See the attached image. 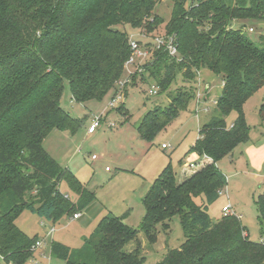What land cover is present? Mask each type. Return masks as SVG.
Returning a JSON list of instances; mask_svg holds the SVG:
<instances>
[{
	"label": "trees",
	"instance_id": "16d2710c",
	"mask_svg": "<svg viewBox=\"0 0 264 264\" xmlns=\"http://www.w3.org/2000/svg\"><path fill=\"white\" fill-rule=\"evenodd\" d=\"M158 1L0 0V256L5 261L23 264L38 239L15 224L22 210L56 220L95 199L86 183L44 150L42 141L53 129L75 132L83 125L82 118L60 105L64 80L78 103L101 100L115 88L131 53L125 27L155 34L153 29L163 21L154 13ZM168 1L171 12L164 33L174 37L178 55L156 50L141 78L148 73L161 93L178 72L192 79L206 68L221 77L212 116L188 149L206 161L183 166L178 181L170 165L165 166L142 200L144 216L137 229L124 223L127 210L103 216L76 252L52 242L51 252L64 264H144L138 233L153 241L156 224L168 229L175 215L185 239L156 264H264V190L254 197L260 241L249 239L236 215L212 220L206 207L226 182L217 162L249 139L244 104L264 87V35L254 41L243 23L264 21V0ZM234 22L241 25L232 28ZM167 96L168 104L148 110L136 127L142 140L153 141L194 92L178 89ZM258 110L264 119V96ZM231 112L235 119L228 124L225 118ZM61 180L74 198L62 194ZM202 196L203 205L197 204ZM129 242L136 243L132 251L123 249Z\"/></svg>",
	"mask_w": 264,
	"mask_h": 264
},
{
	"label": "rangeland",
	"instance_id": "374dc122",
	"mask_svg": "<svg viewBox=\"0 0 264 264\" xmlns=\"http://www.w3.org/2000/svg\"><path fill=\"white\" fill-rule=\"evenodd\" d=\"M170 12V1L157 2L154 13L160 15L163 21L153 29V33L165 34V23ZM241 22H234L232 28L240 26ZM243 23H246L244 31L254 41L257 42L260 35H264V21L245 20ZM125 29L129 38H138L143 34L142 29ZM147 74L145 80L141 78L142 75L135 76L134 84L126 87L124 101L112 108L108 107V103L115 92L114 88L101 100L78 103L72 99L68 82L64 80L60 105L71 116L82 118L83 125L75 132L53 129L43 139L42 146L61 167L69 169L82 183H86L96 199L81 210L83 216L78 220H72L66 214L56 220L46 219L26 209L22 210L15 224L28 236H36L42 242L23 264H64L63 260L51 252V243L60 242L76 252L93 232L99 218L107 212L120 216L129 209L123 221L137 229L144 216L142 200L153 179L165 166L170 165L178 181L182 177L184 162L188 164L185 166L191 167L195 152H188V149L198 137V128L212 116L214 103L221 93V77L206 68L196 72L192 79H183L182 72H178L165 91L149 96L147 91L156 82L152 83V78ZM125 76L126 71L122 78ZM190 88L194 97L181 108L176 107L179 115L175 120L161 130L153 141L138 138L136 127L148 110L156 105L166 106L169 102L168 93ZM263 96L264 87L245 102V119L250 127L249 139L239 143L230 154L217 162L226 182L218 198L206 206L212 220L223 215V206H229L231 213L236 212L247 227L248 237L252 241L262 239L254 197L264 190V119H261L258 110ZM99 115H102L100 126L95 133L87 134L88 125L94 116ZM225 119L231 124L235 113L231 112ZM111 122L114 126H110ZM163 143L165 148L162 147ZM93 154L97 156L95 159L91 158ZM195 157L196 161H202L205 156L195 153ZM106 166L110 168L109 172L105 171ZM59 189L62 194L74 198L65 180H61ZM196 203L203 205V196L197 198ZM168 224V229L161 223L156 224L155 231H151L152 236H155L153 241L141 231L138 233L141 255L145 257L144 264H156L169 249L178 248L184 241L180 216H173ZM135 245V242H129L123 249L132 251ZM0 264L12 263L0 256Z\"/></svg>",
	"mask_w": 264,
	"mask_h": 264
},
{
	"label": "built area",
	"instance_id": "2783aa9c",
	"mask_svg": "<svg viewBox=\"0 0 264 264\" xmlns=\"http://www.w3.org/2000/svg\"><path fill=\"white\" fill-rule=\"evenodd\" d=\"M251 30V29H250ZM140 37V36H139ZM141 40V41H140ZM130 45V55L124 63V70L126 71L125 78H121L116 82L115 92L112 95L108 107L112 108L115 105L122 103L124 100V89L133 82L134 76H140L143 72L146 71L147 65H150L156 59L155 51L162 49L169 53L171 57H176L178 54L177 46L174 40V37L167 36L165 34H151L145 35L144 33L138 38H129ZM159 91V86L156 84L150 85L147 93L149 96L157 95ZM198 97V96H197ZM102 120V115L94 116L92 122L87 127V133L92 134L100 126ZM110 126H114L113 123H109ZM162 147H166L165 144H162ZM97 156L93 154L92 159H95ZM197 165L191 164V167H196ZM109 170L108 167L105 168ZM222 214L224 216L231 215L229 206L222 207ZM79 213H74L72 218H78ZM52 231V229H51ZM42 242L37 239L32 245V249L37 246H40Z\"/></svg>",
	"mask_w": 264,
	"mask_h": 264
},
{
	"label": "crops",
	"instance_id": "0c3cea01",
	"mask_svg": "<svg viewBox=\"0 0 264 264\" xmlns=\"http://www.w3.org/2000/svg\"><path fill=\"white\" fill-rule=\"evenodd\" d=\"M221 88H222V87H221ZM216 99H217V98H216ZM232 122H233V121H232ZM232 122H231V123H232ZM111 123H112V122H111ZM198 129H199V128H198ZM136 132H137V130H136ZM86 133H87V131H86ZM94 133H95V132H94ZM87 134H88V133H87ZM92 134H93V133H92ZM137 135H138V133H137ZM138 138H140V137L138 136ZM197 138H198V137H197ZM197 138H196V139H197ZM163 144H164V143H163ZM191 145H192V144H191ZM189 147H190V146H189ZM163 148H165V147H163ZM193 158H194V160H193V162H191V163L194 164V165H198V164H200V162H205V161H206V157H204L202 161H196L197 157H195V153H194V155H193ZM190 161H191V160H190ZM184 163H185L184 166H185V165H188V164H186L187 162H184ZM106 167H108V166H106ZM106 167H105V168H106ZM186 167H187V166H186ZM196 167H197V166H196ZM182 168H183V166H182ZM188 168H189V167H188ZM105 171L109 172V171H110V168H109V170H106V169H105ZM181 175H183V173H182ZM156 177H157V176H156ZM156 177H155V178H156ZM77 178H78V177H77ZM155 178H154V179H155ZM154 179H153V180H154ZM95 197H96V195H95ZM95 199H96V198H95ZM86 207H87V206H86ZM86 207H85V208H86ZM85 208H83V209H85ZM128 210H129V209H128ZM126 211H127V210H125L124 212H126ZM124 212H123V213H124ZM77 213H79L80 216H79L78 218H72V216H71V219H72V220H78V219H80V218L83 216L81 210H79ZM128 213H129V212H128ZM107 214H112V215H114V214L111 213V212H107V213H105L104 215H102V216L99 218V220H100L103 216H105V215H107ZM121 215H122V214H121ZM234 215H236V212L234 213ZM127 216H128V215H127ZM127 216H126V217H127ZM236 216L238 217V215H236ZM238 218H239V217H238ZM125 219H126V218H125ZM125 219H124V220H125ZM239 219H240V218H239ZM99 220H98V222H99ZM240 221H241V220H240ZM241 223H242V221H241ZM27 235H28V234H27ZM90 235H91V234H90Z\"/></svg>",
	"mask_w": 264,
	"mask_h": 264
}]
</instances>
